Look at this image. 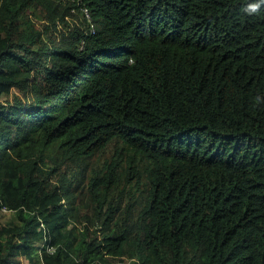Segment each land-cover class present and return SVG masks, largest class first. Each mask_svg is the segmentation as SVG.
<instances>
[{
    "label": "trees",
    "instance_id": "16d2710c",
    "mask_svg": "<svg viewBox=\"0 0 264 264\" xmlns=\"http://www.w3.org/2000/svg\"><path fill=\"white\" fill-rule=\"evenodd\" d=\"M1 97L0 264H264V0H0Z\"/></svg>",
    "mask_w": 264,
    "mask_h": 264
},
{
    "label": "rangeland",
    "instance_id": "374dc122",
    "mask_svg": "<svg viewBox=\"0 0 264 264\" xmlns=\"http://www.w3.org/2000/svg\"><path fill=\"white\" fill-rule=\"evenodd\" d=\"M38 12H32V10H28L24 13V15H22L21 17H26L29 18L31 21L34 22L35 27L39 30L43 29V25L47 22H41L40 19L38 20L37 18ZM77 17L79 18V20H87L90 21L89 19V15L86 11H84V9H79V11H72L71 15L68 16L67 19V24L68 26H64L62 24H60L59 22H55V24H53L54 27H51L43 33H42V38L43 41L46 44H50V43H54V44H58L61 34L65 33L68 34L69 32H71L72 30H74L76 27H80L81 30L84 28V23H79L77 20ZM91 31H93V28H91ZM30 32V30L28 31ZM40 46L41 48H44V43H36L35 45ZM5 99V97H1L0 101L3 102V100ZM100 159H96L95 163L93 164L95 167H98L100 164ZM74 168H69V171H73ZM70 173V172H69ZM93 205H90L89 208L91 210H93ZM12 213L11 212H4L2 210H0V227L5 226L6 224H9L10 222H12L13 217H12ZM93 218L92 216V212L89 209H83L79 212V216H78V221L75 222L76 226H79V228L83 229V226H88L89 231L92 233L93 231H95L96 228V222L95 220L92 221V223H88L86 219H91ZM19 264H27L26 260H24L23 258H21L19 260Z\"/></svg>",
    "mask_w": 264,
    "mask_h": 264
},
{
    "label": "clouds",
    "instance_id": "9594fccd",
    "mask_svg": "<svg viewBox=\"0 0 264 264\" xmlns=\"http://www.w3.org/2000/svg\"><path fill=\"white\" fill-rule=\"evenodd\" d=\"M249 9L251 10V11H256V9L258 8V4H250L249 6ZM2 211H4V212H7V210L5 209V208H3V209H1ZM9 212V211H8Z\"/></svg>",
    "mask_w": 264,
    "mask_h": 264
},
{
    "label": "built area",
    "instance_id": "2783aa9c",
    "mask_svg": "<svg viewBox=\"0 0 264 264\" xmlns=\"http://www.w3.org/2000/svg\"><path fill=\"white\" fill-rule=\"evenodd\" d=\"M84 11H86L85 9H84ZM87 12V11H86Z\"/></svg>",
    "mask_w": 264,
    "mask_h": 264
}]
</instances>
